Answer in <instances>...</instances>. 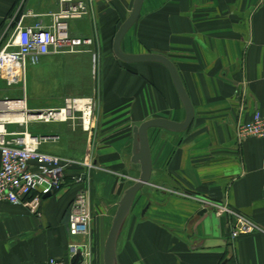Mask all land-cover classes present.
Wrapping results in <instances>:
<instances>
[{
  "label": "crops",
  "instance_id": "1",
  "mask_svg": "<svg viewBox=\"0 0 264 264\" xmlns=\"http://www.w3.org/2000/svg\"><path fill=\"white\" fill-rule=\"evenodd\" d=\"M84 1L88 12L70 21V33L93 43L29 64L21 93L6 84L9 97L25 98L30 111L62 107L67 97L89 98L90 124L76 112L63 121L21 120L8 128L39 136L44 151L88 157L93 166L68 169L61 189L44 196L40 215L0 202V264H45L50 257L71 264V244L82 248L87 240L101 264L110 218L142 171L133 161L135 127L154 117H186L166 66L128 63L114 53L115 34L135 0ZM60 7V0H0V35L20 19L48 25ZM121 46L171 59L194 119L183 131L148 130L152 174L119 229L115 264H264V138L237 136L240 122L264 112V0H143ZM85 186L90 233L72 237L67 211ZM214 203L238 210L262 230L231 238L233 220L211 208Z\"/></svg>",
  "mask_w": 264,
  "mask_h": 264
},
{
  "label": "built area",
  "instance_id": "2",
  "mask_svg": "<svg viewBox=\"0 0 264 264\" xmlns=\"http://www.w3.org/2000/svg\"><path fill=\"white\" fill-rule=\"evenodd\" d=\"M60 4V9L52 13L50 24H24L23 19H20L13 31H10L9 37L6 36L8 31L1 35L0 79L8 85H23L28 65L39 63L46 55L86 50L93 43L91 37L72 36L70 33V21L81 18L88 12L86 2L60 0ZM93 57L95 59V52ZM93 106L94 102L89 98L67 97L62 107L30 111L25 98H0V202L20 204L31 213L40 215L44 196L61 189L68 169L74 164L93 166L88 157L76 160L44 151L40 148L42 138L26 132H13L8 125L21 121L16 118L20 114L23 115V122L27 123L30 120L63 121L78 112L84 126H88ZM237 136L240 141L252 136L264 138V112L256 110L250 120L240 122ZM82 176L76 175V181L81 182ZM43 185H47V188L36 192ZM211 208H216L217 212H222L233 220V239L262 230L257 222L232 207L214 203ZM67 220L72 237H85L90 233L92 210L88 187L81 188L72 199ZM80 247L81 245L71 244L72 258ZM87 247L86 244L82 245V256L85 259L80 263L85 264L90 255ZM45 264L67 263L64 259L50 257Z\"/></svg>",
  "mask_w": 264,
  "mask_h": 264
},
{
  "label": "water",
  "instance_id": "3",
  "mask_svg": "<svg viewBox=\"0 0 264 264\" xmlns=\"http://www.w3.org/2000/svg\"><path fill=\"white\" fill-rule=\"evenodd\" d=\"M143 0H135L132 11L127 19L121 24L118 31L115 34L113 42V50L115 55L124 62L135 63V62H159L162 63L169 70L173 83L177 89V92L184 104L186 110V117L183 121H176L164 117H154L145 120L139 126L134 129L135 139L134 147L135 153L133 161L140 162L142 171L139 178L133 183L125 192L121 200L119 201L118 208L113 217V221L108 232L103 260L104 264H115L116 256V241L119 229L124 221L126 215L130 211L132 204L138 191L147 183H149L152 174V159L150 153V145L148 139V130L151 127H161L173 131H183L187 129L194 119V107L191 99L185 89L183 81L180 77L179 71L174 62L169 59L166 55L155 52L146 53H129L122 49L121 43L125 33L137 20ZM137 150V151H136ZM84 176V175H83ZM49 196L46 194L45 197ZM146 209V208H145ZM144 209V210H145ZM82 249L78 248L76 255L72 258V264H80L82 261ZM222 264H228L225 260Z\"/></svg>",
  "mask_w": 264,
  "mask_h": 264
},
{
  "label": "rangeland",
  "instance_id": "4",
  "mask_svg": "<svg viewBox=\"0 0 264 264\" xmlns=\"http://www.w3.org/2000/svg\"><path fill=\"white\" fill-rule=\"evenodd\" d=\"M10 34H11V32L8 30V33H6V36L9 37ZM1 35H3V34L1 33ZM1 35H0V37H1ZM8 37H6V38H8ZM0 84L2 85V86L0 85V95L9 96V93L7 92L8 91V86H7L6 82L0 79ZM21 86H22V84L17 85L18 89L20 90V93L22 92ZM112 218L113 217L110 218V221H112ZM110 225H111V223L109 224V227H110ZM93 242H94L93 240H90V241L87 240L86 241V243L88 245L87 248H88V250L90 252V255L87 256L85 264H98V261L95 259V251H94ZM82 258L85 259L83 256H82ZM83 259H82V261H83ZM80 264H83V263H80ZM101 264H104V260L101 261Z\"/></svg>",
  "mask_w": 264,
  "mask_h": 264
},
{
  "label": "bare ground",
  "instance_id": "5",
  "mask_svg": "<svg viewBox=\"0 0 264 264\" xmlns=\"http://www.w3.org/2000/svg\"><path fill=\"white\" fill-rule=\"evenodd\" d=\"M16 118H18V120H23V115H18Z\"/></svg>",
  "mask_w": 264,
  "mask_h": 264
},
{
  "label": "trees",
  "instance_id": "6",
  "mask_svg": "<svg viewBox=\"0 0 264 264\" xmlns=\"http://www.w3.org/2000/svg\"><path fill=\"white\" fill-rule=\"evenodd\" d=\"M80 174V176H82V174L81 173H79Z\"/></svg>",
  "mask_w": 264,
  "mask_h": 264
}]
</instances>
